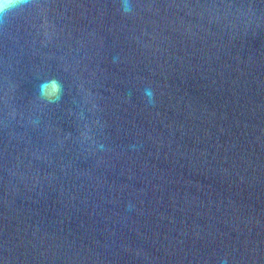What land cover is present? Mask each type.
<instances>
[{"label": "water", "instance_id": "95a60500", "mask_svg": "<svg viewBox=\"0 0 264 264\" xmlns=\"http://www.w3.org/2000/svg\"><path fill=\"white\" fill-rule=\"evenodd\" d=\"M130 2L0 27V264H264V0Z\"/></svg>", "mask_w": 264, "mask_h": 264}, {"label": "clouds", "instance_id": "9594fccd", "mask_svg": "<svg viewBox=\"0 0 264 264\" xmlns=\"http://www.w3.org/2000/svg\"><path fill=\"white\" fill-rule=\"evenodd\" d=\"M33 2L34 0H0V27H3L11 15L23 10L26 6L32 4ZM121 6L123 14H129L132 12L130 0H121ZM62 92L63 85L56 78L43 80L37 87L38 98L46 101L49 104L59 101ZM145 95L149 98V102H152V90L146 89ZM101 147L103 146L101 145ZM223 264H227V262L224 261Z\"/></svg>", "mask_w": 264, "mask_h": 264}]
</instances>
